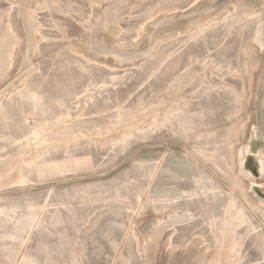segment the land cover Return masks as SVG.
I'll list each match as a JSON object with an SVG mask.
<instances>
[{
    "label": "rangeland",
    "instance_id": "obj_1",
    "mask_svg": "<svg viewBox=\"0 0 264 264\" xmlns=\"http://www.w3.org/2000/svg\"><path fill=\"white\" fill-rule=\"evenodd\" d=\"M0 264H264V0H0Z\"/></svg>",
    "mask_w": 264,
    "mask_h": 264
}]
</instances>
